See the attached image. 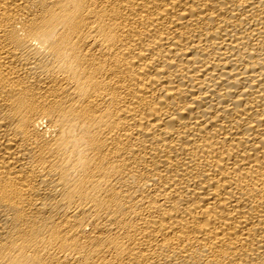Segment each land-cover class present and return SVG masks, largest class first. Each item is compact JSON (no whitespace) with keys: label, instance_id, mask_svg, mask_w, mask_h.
<instances>
[{"label":"bare ground","instance_id":"bare-ground-1","mask_svg":"<svg viewBox=\"0 0 264 264\" xmlns=\"http://www.w3.org/2000/svg\"><path fill=\"white\" fill-rule=\"evenodd\" d=\"M0 264H264V0H0Z\"/></svg>","mask_w":264,"mask_h":264}]
</instances>
